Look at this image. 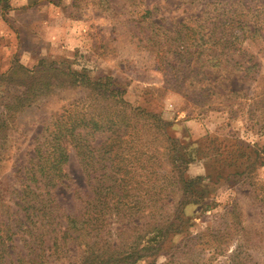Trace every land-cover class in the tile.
<instances>
[{
    "label": "rangeland",
    "instance_id": "374dc122",
    "mask_svg": "<svg viewBox=\"0 0 264 264\" xmlns=\"http://www.w3.org/2000/svg\"><path fill=\"white\" fill-rule=\"evenodd\" d=\"M45 1L61 9L59 27L52 34L37 31L41 52L31 69L40 65L43 72L35 81L46 76L49 84L0 130V234L9 224L10 264L29 253L26 231L35 230L20 207L25 170L45 141L52 115L90 98L86 82L72 84V70L92 81L109 77L128 104L157 114L169 122L172 138L194 148L184 177L200 178L196 197H189L196 202L179 206L177 191L167 205L151 212L154 219L175 225L156 237L155 252L132 264H264V0ZM230 14L256 33L216 60L204 62L216 50H206L198 61L186 59L182 40L176 39L181 35L188 43L197 42L198 33L209 36L207 31L220 20L228 22ZM168 48L174 53H165ZM16 59H21L18 48L6 55L0 50L2 115L3 104L25 93L19 81L26 76L7 75ZM107 136L95 132L88 142L101 148ZM67 153L61 182L47 192L38 190L56 230L63 229L66 216L81 215L101 171L94 160L85 168L71 145ZM161 163L160 172L166 173L170 166L163 158ZM147 228L141 232L144 241L156 234ZM138 233L122 234L124 242ZM53 236L46 233L43 246L51 245ZM86 254L82 245L72 243L68 257L51 264H78Z\"/></svg>",
    "mask_w": 264,
    "mask_h": 264
},
{
    "label": "trees",
    "instance_id": "16d2710c",
    "mask_svg": "<svg viewBox=\"0 0 264 264\" xmlns=\"http://www.w3.org/2000/svg\"><path fill=\"white\" fill-rule=\"evenodd\" d=\"M227 20H220L207 31L209 36L198 33L195 38L197 42L194 43H188V38L186 40L180 35L176 42L182 40L186 59L193 57V60L198 61L206 50H216L215 53H207L204 62L208 57L216 60L220 52L226 54L236 49L243 38L256 33L231 14ZM164 52L174 53V50L168 48ZM200 67L203 65L200 64ZM8 72V76L19 72L26 76L27 79L19 81L20 85L25 86L26 94L12 96L3 104L0 130L7 127L14 114L31 103L33 94H38L49 84L45 80L46 76L40 78L43 81H35L36 76L39 78L43 72L40 65L34 71L16 59ZM69 74L73 85L80 81L84 85L86 82L89 89L87 96L90 98L79 101V104L72 103L68 109L52 115L46 128L45 141L36 149L34 158L25 170L19 196L20 207L35 230L26 231L31 236L29 253L23 258H16L15 264H51L61 257L67 258L72 243L82 245L87 252L81 256L78 264L135 263L146 254L155 252L160 242L155 240L156 237L175 225L169 219H154L151 212L167 205L169 198L173 199L177 191L182 196V200L178 201L179 206L196 202L189 197H196L195 184L200 178L184 177L187 164L194 159V148L172 138L166 130L169 122L163 121L157 114L128 104L109 77L92 81L73 70ZM208 74H204L205 77ZM3 75L0 74V78ZM95 132L108 133L101 148H95L88 142ZM69 145L76 150L85 168L94 160L101 171L94 178L93 196L87 200L81 215L66 216L63 229L56 230L50 217V208L42 197L43 193L38 190H46L61 182L65 176L64 165L68 159ZM162 158L170 166L166 173L160 172L163 169ZM108 160L109 163L105 164ZM150 217L152 222L146 220ZM144 225L156 231L155 236L145 241V232L141 233ZM9 229L10 225H5L0 234V264L11 263V246L8 242L12 233H9ZM135 229L140 230V234L124 242L122 234ZM49 232L54 233L49 238L52 243L43 246V236ZM114 236L118 242L113 240ZM69 242L71 244L68 245ZM152 242L156 244L152 245Z\"/></svg>",
    "mask_w": 264,
    "mask_h": 264
},
{
    "label": "crops",
    "instance_id": "0c3cea01",
    "mask_svg": "<svg viewBox=\"0 0 264 264\" xmlns=\"http://www.w3.org/2000/svg\"><path fill=\"white\" fill-rule=\"evenodd\" d=\"M66 3L70 0H65ZM63 3V4H66ZM57 8L44 0H0V50L2 54L17 51L21 55L19 62L31 69L39 60L38 43L42 37L37 31L41 28L50 34L57 31L59 17ZM65 18H62V21ZM63 24V22H62ZM49 34V33H48ZM10 40H14L13 43ZM15 44V45H14ZM35 45L29 49V45ZM26 62H25V61ZM27 62H33L28 64Z\"/></svg>",
    "mask_w": 264,
    "mask_h": 264
}]
</instances>
